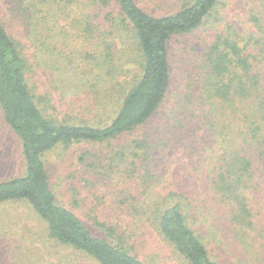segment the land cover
I'll return each instance as SVG.
<instances>
[{"label": "trees", "instance_id": "1", "mask_svg": "<svg viewBox=\"0 0 264 264\" xmlns=\"http://www.w3.org/2000/svg\"><path fill=\"white\" fill-rule=\"evenodd\" d=\"M9 1L32 56L25 55L24 46L0 21V103L7 123L22 139L27 171L0 183V203L28 201L45 222L49 239L99 264H149L130 245L136 222L147 220L189 264H218L212 250L213 245L224 246L217 240L222 226L226 231L252 226L264 212V0L250 10L254 29L243 34L226 25L206 45L203 56L193 62L186 58L181 68L172 66V43L224 21L222 9L228 0H144L157 5V14L138 0ZM128 38L136 40L139 52L140 69L133 78L125 67ZM46 61L60 62L55 74L64 68L68 83L81 77L97 85L94 77H100L104 91L89 94L103 95L107 107L95 114L91 106L99 100L91 106L66 103L70 120L58 123L46 117L27 76H47L39 68ZM178 73L182 88L172 97ZM113 92L117 96L110 99ZM161 114L164 129L173 128L182 139L195 135L188 139L193 176L173 180V191L154 200L157 208H149L138 193L123 192L116 202L106 201L107 208L92 200L97 210L86 222L59 201L43 160L46 152L60 144L112 146L148 127L156 116L161 131ZM199 133H204V143L197 150ZM158 138L171 147L168 136ZM128 144L122 140L106 159L113 161L98 167L110 166L106 172L117 175L125 170L146 183L152 173L151 154L159 146L140 135ZM120 163L124 170L117 167ZM82 202L84 198L78 200Z\"/></svg>", "mask_w": 264, "mask_h": 264}, {"label": "rangeland", "instance_id": "2", "mask_svg": "<svg viewBox=\"0 0 264 264\" xmlns=\"http://www.w3.org/2000/svg\"><path fill=\"white\" fill-rule=\"evenodd\" d=\"M138 2L153 14H157L160 10L157 9V5H152L147 1L138 0ZM257 2L258 0H228L225 8L222 9L224 21L222 20L212 29L205 26L190 35L177 38L171 45L172 66L181 68L182 61L186 58L193 62L197 57L203 56L206 45L214 41L218 33L224 31L228 24L243 34L254 29L249 18L250 10ZM11 8L12 4L9 0H0V21L14 38L21 42L25 48V55L29 58L32 56V51L27 40H25L22 29H19L16 20L11 16ZM128 39L129 46L125 58V67L131 69L128 76L133 78L140 69L137 63L139 52L136 40ZM127 59H132V62L128 63ZM59 64L60 62L49 63L48 61L41 64L39 68L43 67L47 75L41 74L44 77L40 73L29 72L27 74L30 88L46 117L54 119L58 123L70 120L68 114L65 116L67 110L63 106L66 103L77 105L83 102L90 105L96 104V100H99L101 102L98 105H90L95 114L98 109L104 110L107 107L108 99L103 100V95L97 98L89 94L92 90L104 91V84L100 77H94L93 81H96L97 85H94L93 82L88 83L81 77H74L73 82L68 83L65 79L66 74L63 72L64 68H62L61 73L55 74V68ZM61 66L69 67L63 62ZM175 79L172 97L178 95L177 90L182 88L181 79L183 78L179 76V73L175 75ZM116 96L117 93L113 92L110 99ZM108 109L111 110V108ZM162 120L163 114L159 116L158 120V124L162 127L161 131H157L156 116L148 127L122 139L127 147L128 142L136 140L139 135L149 136L152 143L159 146L158 149L155 147L151 154L150 169L152 173L145 177L146 183L143 177L140 179L130 177L124 170V164L120 163L117 166L124 170L119 175L107 173L106 170L111 169L110 166L108 169L98 167L100 163L103 164V167L110 164L112 159H106L110 158V154L111 156L112 153L114 154L118 145H122V140L112 146L110 144L74 143L67 147L60 144L53 150L46 152L43 160L49 169L52 186L59 201L76 212L86 222H89L87 216L89 214L92 216L97 210L95 206L93 208L90 205L92 200L95 203L101 202V208H107L106 201L116 202L123 192L138 193L142 201L150 204L149 208H157L154 205L157 197L173 191V180L193 176V168L190 164L192 150L189 148V140L195 134L189 135V140L179 138L177 137L178 132L173 134V128H163ZM71 121L74 122L72 115ZM203 134H196V141L200 142L197 150L204 143ZM167 136L170 145L172 144L170 148L164 142L161 143L162 140L158 138ZM26 171L27 163L23 153L22 139L7 123L0 103V183L22 177ZM102 172L108 174V178L102 175ZM80 194L84 198V203H78V200H83ZM108 213L113 214V212H107V215H109ZM128 218L133 219L130 216ZM253 222L252 226L239 225L235 229L227 231V227L222 226L223 232L219 233L221 238L217 240L223 242L224 246L213 245L212 250L213 259L218 264H264V212L261 221ZM198 224L196 223L195 226ZM201 225L204 226V224ZM135 227L136 235L130 245L135 246V252L140 253L146 262L149 264H189L188 260L179 254L157 231L154 223L147 220L146 222L143 221L142 224L137 221ZM203 232L204 236L207 237L208 227ZM216 237L218 236L216 235ZM0 264L99 263L95 259L82 256L78 252L49 239L45 222L35 213L31 204L26 200H17L0 203Z\"/></svg>", "mask_w": 264, "mask_h": 264}]
</instances>
